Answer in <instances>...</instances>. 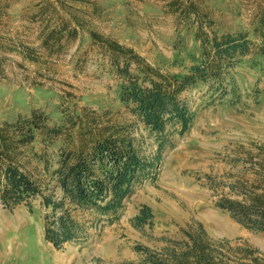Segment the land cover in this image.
Wrapping results in <instances>:
<instances>
[{"label": "rangeland", "instance_id": "rangeland-1", "mask_svg": "<svg viewBox=\"0 0 264 264\" xmlns=\"http://www.w3.org/2000/svg\"><path fill=\"white\" fill-rule=\"evenodd\" d=\"M173 1L0 0V124L42 109L54 123H63L58 111L95 119V126H128L141 155L153 157L155 137L119 101L120 80L109 54L160 79L185 72L200 56L199 34L242 31L259 44L252 32L264 13V0H178L172 13ZM186 3L194 5L188 17L179 13ZM60 18L77 29V37L50 54L40 33L46 21L53 26ZM250 58L225 70L220 83L198 84L179 96L192 113L188 130L167 126L160 159L133 184L116 215L68 207L83 229L76 241L56 249L44 240L46 211L38 201L31 203L32 213L24 205L9 210L0 203V264H136L142 255L135 247L159 253L199 225L216 264H264V233L245 229L214 206L229 182L252 179L253 162L264 158V57L255 67ZM46 144L35 141L21 164L58 199L52 174L59 147ZM142 206L151 209L153 224L137 230L131 220Z\"/></svg>", "mask_w": 264, "mask_h": 264}, {"label": "trees", "instance_id": "trees-1", "mask_svg": "<svg viewBox=\"0 0 264 264\" xmlns=\"http://www.w3.org/2000/svg\"><path fill=\"white\" fill-rule=\"evenodd\" d=\"M168 7L174 13L180 2H170ZM193 7L186 3L179 13L188 17ZM55 21L53 26L51 20L46 21L40 33L41 47L50 54L60 53L63 40L69 43L77 37V29L70 27L68 20ZM198 21L204 20L199 17ZM252 34L259 38V44L255 45L242 31L199 34L200 56L193 58L185 72L162 75L160 79H154L142 69L133 70L128 59L112 52L109 54L110 67L120 80L117 85L119 101L143 130L155 137L153 157L141 155L131 136L134 130L128 126H95V119L75 120L58 111L56 118L63 123H54L42 109L1 123V205L9 210L24 205L32 213L31 203L38 201L41 209L46 211L43 238L56 249L82 235V226L72 218L68 207L92 211L100 216L116 215L123 200L131 194L133 184L147 176L160 159L167 142V126L178 124L180 133L188 130L192 113L179 96L198 84L220 83L223 72L242 64L247 56L251 57L247 61L253 67L257 65L253 64L257 59L264 57V13L259 16ZM37 140L59 147L52 174L60 191L58 199L54 197V190L48 191L22 168L23 154L30 152ZM253 166V178H236L229 182L228 192L220 194L214 206L245 229L264 233V158L259 156ZM131 224L137 230L152 226L151 209L142 206ZM183 234L184 240L168 242L169 246L159 253L135 247L134 250L142 255L136 264H216L215 249L210 240H206L200 225L192 232L183 231Z\"/></svg>", "mask_w": 264, "mask_h": 264}]
</instances>
